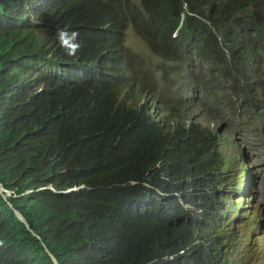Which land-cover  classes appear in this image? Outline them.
Returning a JSON list of instances; mask_svg holds the SVG:
<instances>
[{"label":"clouds","instance_id":"1","mask_svg":"<svg viewBox=\"0 0 264 264\" xmlns=\"http://www.w3.org/2000/svg\"><path fill=\"white\" fill-rule=\"evenodd\" d=\"M184 1L173 37L187 15L203 28L183 32L192 58L178 64L163 62L135 24L136 14L154 16L153 0H119L126 13L115 0H0V109L40 143L36 167L9 172L16 184L38 185L18 190L0 180V214L10 211L27 231L24 246L0 235V264H70L61 239L73 226L81 234L70 240L74 264H264L254 154L264 145V0L251 5L258 24L231 16L242 23L227 29L249 43L235 58L213 26V10L226 0H206L212 14ZM202 30L228 66L204 56ZM137 127L147 133L142 146L155 135L153 181L122 177L124 132ZM95 145L108 167L99 183L84 181L82 170H58L60 150ZM48 165L52 176L42 173ZM46 191L56 195L55 211L33 227L16 198Z\"/></svg>","mask_w":264,"mask_h":264},{"label":"trees","instance_id":"2","mask_svg":"<svg viewBox=\"0 0 264 264\" xmlns=\"http://www.w3.org/2000/svg\"><path fill=\"white\" fill-rule=\"evenodd\" d=\"M119 7L121 13H126V10L121 5L119 0H115ZM184 0H153V10L154 16L147 21L145 18L134 15L136 25L146 33L150 40L156 43H151L155 49L161 48L160 54L157 56L162 57L163 62L170 63H185L192 58L191 49L187 43H183L182 34L183 32L190 31L197 27L202 29L203 25L194 23L190 16L187 15L186 22L184 24L182 33L178 37H173V31L179 24L180 16L183 11ZM230 5L228 8L227 5ZM187 10L197 11V6H200L207 13H211L210 6L206 0H189L187 3ZM226 6H219L213 10L212 18L214 20L213 26L222 27L221 31L223 34V41L229 47V51L232 58L238 55V50H243L248 47L249 43L246 39L239 37L238 35H232L227 29L233 22L241 26L242 21L236 19L231 20V16L237 12H241L245 15V19L253 24H258V14L251 7V5L256 4L255 0H245L244 4H237L235 0H226ZM236 11V12H235ZM211 13V14H212ZM209 14V15H211ZM237 32V30H234ZM202 43L205 48V57L211 55L217 62L228 66V62L225 61L224 56L221 52H211V39L207 37V32L205 30L201 31ZM1 43V41H0ZM112 43V40H111ZM181 53V55H180ZM214 62V61H212ZM210 62L211 67L214 63ZM147 66H153L152 60L148 58L145 62ZM242 63H237L234 65L235 68H240ZM176 70V69H169ZM256 102V101H255ZM21 126L14 123L13 120L8 119V113L0 109V145L6 148L5 155L9 158V163H0V180L7 186L15 187L18 190H23L29 186H36L39 183L36 181H23L16 184L15 180L9 174L10 170L15 169L21 163H25L26 166L36 167L39 163L36 158L35 148L39 146L40 143H35L29 137H27L26 131H21ZM124 128L120 127L118 132H123ZM195 129V128H194ZM116 135V131H113ZM146 131L141 128H131L124 132V138L126 143V154L122 153L121 161H124L121 165L122 177L126 180H139V181H153L155 180V172L153 170V165L157 160V157L153 155V141L155 135L148 138L146 145L142 146L145 141ZM156 141L167 143V139H156ZM3 148L0 151H3ZM148 150L149 157H138L143 152ZM75 148L73 147V153H66L60 150L61 154L57 157L56 163L58 170H67L69 172H74L76 170H82L84 174V181L89 184H97L108 174L107 159L98 153L97 146L90 148L86 152L80 154H74ZM149 171L150 176L145 175V171ZM29 176H32V170L28 169ZM42 173L52 176V171L48 166H43ZM48 182V181H45ZM57 183L58 180H55ZM56 196L50 191L42 192L37 195H29L16 198L18 206L23 210L27 219L33 227H38L40 224L47 221L48 217L52 215L55 211L50 197ZM27 197L29 199H27ZM14 198H12L13 200ZM4 200L0 196V204L3 205ZM43 208H47L48 212L43 213ZM58 211L60 215L58 219H62L65 222V213L59 207ZM70 236L64 235L61 239L68 257L70 259V264H74L76 254L74 248L70 244V240L74 241L80 234L76 226L71 227L68 230ZM26 228L23 223L16 225L12 220L10 211L5 214H0V235H2L7 241L15 242L24 246V239L26 236Z\"/></svg>","mask_w":264,"mask_h":264},{"label":"rangeland","instance_id":"3","mask_svg":"<svg viewBox=\"0 0 264 264\" xmlns=\"http://www.w3.org/2000/svg\"><path fill=\"white\" fill-rule=\"evenodd\" d=\"M255 157L256 163H259V169L261 171V179H260V199L264 206V145L262 148L257 147L255 149Z\"/></svg>","mask_w":264,"mask_h":264}]
</instances>
